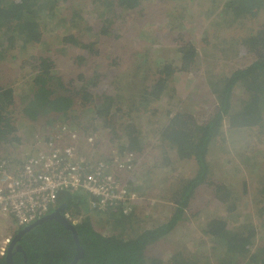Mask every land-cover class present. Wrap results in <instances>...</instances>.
<instances>
[{
    "label": "rangeland",
    "instance_id": "rangeland-1",
    "mask_svg": "<svg viewBox=\"0 0 264 264\" xmlns=\"http://www.w3.org/2000/svg\"><path fill=\"white\" fill-rule=\"evenodd\" d=\"M227 2L146 0L137 10L122 11L113 6L97 7L88 0H68L52 17L41 12L38 16L41 41L29 44L24 43L23 37H17L13 45L6 43L9 55L0 61V86L14 91L9 116L19 138L18 143H4L2 154L20 163L37 150L38 143L57 128L60 131L64 128L93 138V147L88 144L91 148L88 145L81 148L91 159L109 160L121 146L129 145L128 124L134 125L138 132L134 137L141 150L135 154L133 181L128 182L129 189L139 196L132 213L133 222L126 221L123 229L113 228L108 223V214L91 211L88 206V213L81 207L65 214L73 219L89 217L98 232L110 235L123 231L124 238L167 223L176 209L172 197L176 198L185 182L196 176L198 167L194 160H180L176 151L162 144L160 131L181 111L193 114L202 123L207 121L216 106L209 82L247 68L264 49L262 43L258 51H253L248 40L263 32L264 9L259 16L247 15L240 23L216 26L217 16L225 17ZM205 33H210L209 45L203 43ZM3 37L0 34V39ZM189 42L197 48L200 60L186 72L178 50ZM39 57L49 58L55 64L54 72L62 80L59 93L76 95L75 106L68 116L47 113L31 120L22 113L26 99L33 93L38 65L34 59ZM162 62L171 65L175 73L162 98L146 105L141 99L143 91L154 84L156 70L164 66ZM242 93L236 89L233 105H240ZM110 97L115 101L103 121L95 113L97 108L103 109ZM226 125V143L210 148L208 176L229 189L232 202L227 205L235 206V213H229L227 206L216 202L212 186L199 187L170 239L148 248L150 264L160 259L167 264V259L178 254L197 264L230 260L221 255L220 244L214 249L215 245L202 234L206 220L212 217L227 219L231 228L253 225L258 231L257 247H263L264 134L262 128L255 132L245 129L229 132ZM85 126L90 129H84ZM77 212L80 214L76 215ZM12 225H16L14 220L0 217V245L7 240L6 232L14 237L18 227L14 230Z\"/></svg>",
    "mask_w": 264,
    "mask_h": 264
},
{
    "label": "trees",
    "instance_id": "trees-1",
    "mask_svg": "<svg viewBox=\"0 0 264 264\" xmlns=\"http://www.w3.org/2000/svg\"><path fill=\"white\" fill-rule=\"evenodd\" d=\"M67 1L0 0V34L4 35L0 39V61L9 55L6 43L13 45L18 39L17 37H23L24 43L38 44L42 38L40 17H38L40 13L43 12L52 17L59 10L60 5ZM88 1L97 7L113 6L122 11H134L141 8L146 0ZM226 5L225 17L217 16L214 21L216 26L240 23L247 15L259 16L264 9V0H228ZM227 18L230 19L227 21ZM208 34L210 33H205L203 37L205 45L210 44ZM68 38L72 39L71 36ZM65 40L67 41V37ZM248 40L252 50L258 51V45L264 43V29L263 32ZM73 43L75 44V42ZM178 52L186 72L194 69L195 64H198L200 60V53L192 45V42L184 44ZM34 60L38 62L35 67L37 74L33 81L32 96L26 99L22 109L23 115L31 120H36L39 116L47 113L68 116L75 106L76 95L72 96L70 92L59 93L62 80L54 72L55 64L51 59L39 57ZM161 64L164 66L156 70L157 78L154 84L143 91L141 99L146 105L152 100L158 101L162 98L168 87V81L175 73V69L168 63L162 62ZM208 85L215 96L216 106L207 121L202 123L193 114L181 111L174 114L160 131L159 136L162 144L176 151V157L180 160H194L198 167L196 176L185 182L176 198L172 197V201L176 205L172 217L167 223L155 229L144 230L131 238H124L123 231L121 234L104 235L95 229L89 217L83 218L76 225L79 244L83 249V257L77 264H150L151 257H147L148 248L153 244L170 239L169 235L178 227L185 215V210L190 209L196 189L204 185L212 186L215 200L219 205L227 206L229 213H235V206L227 205L228 201L232 202L229 189L217 185L208 176L210 169L208 156L212 146L226 143L225 123H227L229 132L236 129L255 132L257 128H262L261 133L264 134V49L257 53L254 63L247 68L232 71L227 77L220 80L214 79ZM236 89L243 91L239 106L233 105ZM113 101L115 100L111 97L108 98L102 106L103 109L97 108L95 115L97 117L99 115L100 119L104 121ZM12 106H14L13 89L0 86V151H3L1 146L4 143L19 142V138L15 136L16 126L9 116ZM86 128L90 129L85 126L84 129ZM128 128L131 130V133H128L129 145L121 146L119 150L137 155L141 148L134 136L138 132L134 125L128 124ZM135 170L127 177L129 184L133 181ZM132 187L134 186L132 185ZM62 205H65V213L70 212L73 208L81 207L82 211L85 210L88 213V198L83 194L60 193L58 207ZM80 212H77L76 215ZM104 214H108V223L113 228L117 226L123 229L126 221L133 222L134 215H124L120 209ZM18 232L19 228L14 232V236ZM202 234L208 239V242L215 245L214 249H217L216 247L220 244L221 249L218 250L221 251V255L229 257L230 260H223L220 264H237L240 259L242 260L238 264H264V245L257 247L258 231L251 224L231 228L227 219L212 217L206 220ZM18 246L21 247V252L16 250ZM12 253L13 264H72L76 256V244L70 230L55 220H48L26 233L16 244ZM24 254L27 258L26 263ZM6 256L7 252L3 256L0 255V264H8ZM184 257L182 258L179 254L173 255L172 258L167 259V264H197L195 260L189 259L187 256ZM151 264L164 263L160 259L151 261Z\"/></svg>",
    "mask_w": 264,
    "mask_h": 264
},
{
    "label": "built area",
    "instance_id": "built-area-1",
    "mask_svg": "<svg viewBox=\"0 0 264 264\" xmlns=\"http://www.w3.org/2000/svg\"><path fill=\"white\" fill-rule=\"evenodd\" d=\"M63 129L38 143L37 150L20 163L0 151V217L25 228L56 210L63 192L85 195L90 210L97 213L117 209L124 215L134 213L139 196L129 189L127 177L137 166L135 154L119 150L109 160L91 159L81 148L93 147V138ZM65 216L74 226L81 222ZM10 240L0 245L1 256Z\"/></svg>",
    "mask_w": 264,
    "mask_h": 264
},
{
    "label": "water",
    "instance_id": "water-1",
    "mask_svg": "<svg viewBox=\"0 0 264 264\" xmlns=\"http://www.w3.org/2000/svg\"><path fill=\"white\" fill-rule=\"evenodd\" d=\"M48 220H55L59 223H61L63 226H65L68 230H70L73 233V239L75 241L77 251H76V256L72 264H77L78 261L83 257V249L81 248L77 236V231H76V226L72 225L66 218L65 216V205H62L58 207L55 211H53L51 214L39 219L36 221L34 224L27 226L21 230H19L18 234L14 236L12 239L8 251H7V263L12 264V257H13V249L16 246V244L21 240V238L28 232H30L32 229L35 227L42 225L44 222ZM18 251H21V247H17Z\"/></svg>",
    "mask_w": 264,
    "mask_h": 264
},
{
    "label": "crops",
    "instance_id": "crops-1",
    "mask_svg": "<svg viewBox=\"0 0 264 264\" xmlns=\"http://www.w3.org/2000/svg\"><path fill=\"white\" fill-rule=\"evenodd\" d=\"M1 218H3V219H7V220H11V218H4V217H1ZM9 227H10V226H9ZM12 228H13L14 230L16 229V227H15L14 225H12ZM13 229H12V230H13ZM6 234H7L8 237H6L5 239L11 238V234H10V233L8 234V233L6 232Z\"/></svg>",
    "mask_w": 264,
    "mask_h": 264
},
{
    "label": "flooded vegetation",
    "instance_id": "flooded-vegetation-1",
    "mask_svg": "<svg viewBox=\"0 0 264 264\" xmlns=\"http://www.w3.org/2000/svg\"><path fill=\"white\" fill-rule=\"evenodd\" d=\"M17 250V249H16ZM76 251H77V247H76ZM21 252V251H20ZM24 262L26 263L27 262V258L25 257V254H24ZM13 264V263H12Z\"/></svg>",
    "mask_w": 264,
    "mask_h": 264
},
{
    "label": "clouds",
    "instance_id": "clouds-1",
    "mask_svg": "<svg viewBox=\"0 0 264 264\" xmlns=\"http://www.w3.org/2000/svg\"><path fill=\"white\" fill-rule=\"evenodd\" d=\"M57 208H58V207H57ZM54 211H55V210H54ZM52 212H53V211H52ZM52 212H51V213H52ZM51 213H50V214H51ZM65 215H66V214H65ZM22 229H23V228H22ZM19 230H21V229H19ZM12 239H13V238H11L10 242L12 241ZM9 245H10V244H9Z\"/></svg>",
    "mask_w": 264,
    "mask_h": 264
}]
</instances>
